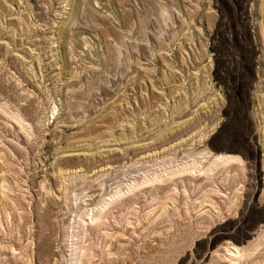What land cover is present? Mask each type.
<instances>
[{
  "label": "rangeland",
  "instance_id": "1",
  "mask_svg": "<svg viewBox=\"0 0 264 264\" xmlns=\"http://www.w3.org/2000/svg\"><path fill=\"white\" fill-rule=\"evenodd\" d=\"M0 264H264V0H0Z\"/></svg>",
  "mask_w": 264,
  "mask_h": 264
}]
</instances>
